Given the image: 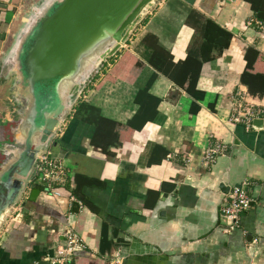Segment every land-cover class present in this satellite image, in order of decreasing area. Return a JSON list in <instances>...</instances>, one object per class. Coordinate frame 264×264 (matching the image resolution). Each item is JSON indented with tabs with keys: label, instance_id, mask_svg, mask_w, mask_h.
Returning a JSON list of instances; mask_svg holds the SVG:
<instances>
[{
	"label": "crops",
	"instance_id": "obj_1",
	"mask_svg": "<svg viewBox=\"0 0 264 264\" xmlns=\"http://www.w3.org/2000/svg\"><path fill=\"white\" fill-rule=\"evenodd\" d=\"M39 1L0 0L1 130L27 106L15 49ZM262 26L249 0H159L80 95L111 121L72 108L48 150L70 178L9 214L0 264H48L71 225L85 243L76 264H264V117L250 129L231 118L237 98L264 107ZM245 180L252 206L226 232L223 199Z\"/></svg>",
	"mask_w": 264,
	"mask_h": 264
},
{
	"label": "water",
	"instance_id": "obj_2",
	"mask_svg": "<svg viewBox=\"0 0 264 264\" xmlns=\"http://www.w3.org/2000/svg\"><path fill=\"white\" fill-rule=\"evenodd\" d=\"M158 1L48 0L27 19L15 51L18 89L28 103L24 116L3 130L9 151L0 158V229L25 192L36 200L42 186L50 191L38 157L49 150L92 72L123 48ZM48 84L53 99L42 103L39 90Z\"/></svg>",
	"mask_w": 264,
	"mask_h": 264
},
{
	"label": "built area",
	"instance_id": "obj_3",
	"mask_svg": "<svg viewBox=\"0 0 264 264\" xmlns=\"http://www.w3.org/2000/svg\"><path fill=\"white\" fill-rule=\"evenodd\" d=\"M260 25L259 21L256 20ZM264 27V26H262ZM85 97V95H83ZM264 117V107H256L246 103L243 97L237 98L233 108L232 121L242 123L246 129L252 127L253 121L256 118ZM226 144H215L206 149L204 155L205 165L212 164L218 156L227 151ZM37 169L43 174L44 181L47 183L50 191L56 195L60 194L59 188L66 185L70 178V170L53 157L50 151L43 152L38 157ZM249 181L245 180L241 184L231 188L230 192L224 197L222 203V217L224 218V230L230 232L239 226L241 216L252 206L253 199L249 194ZM28 191L19 200L14 208L12 215L17 209H22L29 199ZM80 203H82L80 201ZM65 239L61 246L55 251L53 256L48 257V264H76L75 252L85 247L84 239L75 230L74 226H68L65 231ZM29 264H41L39 261H34Z\"/></svg>",
	"mask_w": 264,
	"mask_h": 264
},
{
	"label": "trees",
	"instance_id": "obj_4",
	"mask_svg": "<svg viewBox=\"0 0 264 264\" xmlns=\"http://www.w3.org/2000/svg\"><path fill=\"white\" fill-rule=\"evenodd\" d=\"M249 1L252 3L253 7L256 9V17L260 19L262 22H264V10H261L260 8L257 7L259 0H249ZM114 60H115V57H112L108 61L104 62L99 68L95 69L90 75V77L88 78L87 82L90 83L93 79L99 76L101 74L100 70L103 69L102 71H105L108 67V63L109 62L112 63ZM244 80L248 83L251 90H255V87L262 82V79L260 77H256V75H253V78L249 80L247 79V77H244ZM82 98L83 97L79 96L75 101L76 104H74V107H73L74 109L72 111L74 115L82 116L84 120L95 124L98 128H101V127L103 128L107 123H109V121H111L103 117L101 115L100 110L96 108L95 106L90 105V104L85 106L84 104H82L83 103ZM83 108L88 113L80 112L82 111Z\"/></svg>",
	"mask_w": 264,
	"mask_h": 264
},
{
	"label": "rangeland",
	"instance_id": "obj_5",
	"mask_svg": "<svg viewBox=\"0 0 264 264\" xmlns=\"http://www.w3.org/2000/svg\"><path fill=\"white\" fill-rule=\"evenodd\" d=\"M46 1L48 0H40L36 5L34 6H30L29 7V17L28 18H32L33 15H34V11L37 12V11H41V9L43 8L44 4L46 3ZM31 37L28 38V42L30 41ZM50 86L49 84L48 85H45V86H41L40 87V90H39V93H40V97H41V101L43 103V100L48 97V96H51V98L53 99V91L50 90ZM26 102L28 103V100L26 99ZM41 103V104H42ZM7 138H6V135L5 133L3 132V130L0 129V158H3L4 155H3V150H7L9 151V146L7 145Z\"/></svg>",
	"mask_w": 264,
	"mask_h": 264
}]
</instances>
